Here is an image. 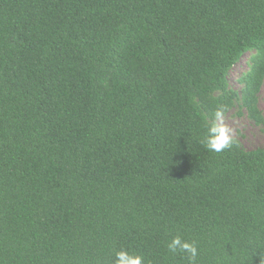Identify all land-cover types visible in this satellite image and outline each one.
<instances>
[{
    "label": "trees",
    "instance_id": "trees-1",
    "mask_svg": "<svg viewBox=\"0 0 264 264\" xmlns=\"http://www.w3.org/2000/svg\"><path fill=\"white\" fill-rule=\"evenodd\" d=\"M263 81L264 0H0V264H264Z\"/></svg>",
    "mask_w": 264,
    "mask_h": 264
},
{
    "label": "rangeland",
    "instance_id": "rangeland-1",
    "mask_svg": "<svg viewBox=\"0 0 264 264\" xmlns=\"http://www.w3.org/2000/svg\"><path fill=\"white\" fill-rule=\"evenodd\" d=\"M251 54L243 58L231 69L229 73L230 87L241 94L244 85L239 82L243 73L248 71ZM258 108L264 119V81L258 94ZM222 123L229 129L232 139H238L246 151L264 148V127L255 124L248 116L240 103L223 116Z\"/></svg>",
    "mask_w": 264,
    "mask_h": 264
},
{
    "label": "clouds",
    "instance_id": "clouds-1",
    "mask_svg": "<svg viewBox=\"0 0 264 264\" xmlns=\"http://www.w3.org/2000/svg\"><path fill=\"white\" fill-rule=\"evenodd\" d=\"M223 113H215V121L209 126L205 137V144L209 150L220 152L228 147L233 141L229 135V129L222 123ZM169 249L184 251L189 255L190 260H195L198 255L197 247L194 243L182 241L179 236L175 237L168 245ZM117 260L115 264H142V257L130 254L127 251L116 253Z\"/></svg>",
    "mask_w": 264,
    "mask_h": 264
}]
</instances>
